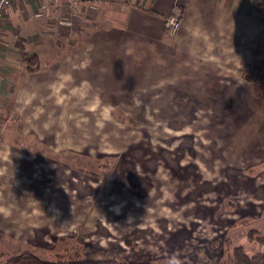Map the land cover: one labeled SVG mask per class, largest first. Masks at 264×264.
<instances>
[{
  "label": "rangeland",
  "instance_id": "rangeland-1",
  "mask_svg": "<svg viewBox=\"0 0 264 264\" xmlns=\"http://www.w3.org/2000/svg\"><path fill=\"white\" fill-rule=\"evenodd\" d=\"M72 1L73 13L64 7L54 17L57 37L83 27L80 0ZM175 11L181 19L175 6L163 27ZM161 42L133 40L126 50L133 86L107 91L98 108L69 110L67 150L50 154L35 139L18 140L41 153L32 175L40 184L51 179L50 189L27 187L23 208L12 206L23 236L0 232V263L29 251L49 260L227 264L235 246L263 249L264 64L248 69L250 90L242 70L199 75L194 54Z\"/></svg>",
  "mask_w": 264,
  "mask_h": 264
},
{
  "label": "crops",
  "instance_id": "crops-1",
  "mask_svg": "<svg viewBox=\"0 0 264 264\" xmlns=\"http://www.w3.org/2000/svg\"><path fill=\"white\" fill-rule=\"evenodd\" d=\"M47 1L55 11L62 0ZM43 2L22 0L11 5L0 27V232L17 238L23 236L24 222L12 206L23 208L27 187L45 191L51 182L35 181L32 157L41 153L18 145V140L35 139L50 154L67 150L70 109H91L93 104L98 108L107 91L133 86L134 54L126 52L133 40H144L147 48L153 40H161L167 48L194 54L201 65L194 68L210 78L212 69L239 71L264 64V2L256 10L246 0H80L83 27L61 38L54 16H34ZM175 6L182 10L180 26L169 35L163 19ZM205 69L209 74L200 73ZM243 81L251 90V83ZM29 163L26 173L22 164ZM32 192L44 200L40 191Z\"/></svg>",
  "mask_w": 264,
  "mask_h": 264
},
{
  "label": "trees",
  "instance_id": "trees-1",
  "mask_svg": "<svg viewBox=\"0 0 264 264\" xmlns=\"http://www.w3.org/2000/svg\"><path fill=\"white\" fill-rule=\"evenodd\" d=\"M20 1H16L14 3H11L10 5L6 6L3 10L2 17L4 16V13L8 7L11 5L17 4ZM262 2H259L258 0H253V5L256 10H258V7L261 5ZM39 11H36V13ZM35 16V14H34ZM53 16V15H51ZM50 17V16H49ZM1 19H0V27H1ZM1 29V28H0ZM34 57H31L33 59ZM254 67H259L257 63L252 64L248 69ZM248 69L241 71V77L245 80L251 82V76H249ZM264 73V71H263ZM254 89V88H253ZM263 87H261L259 90H256L255 93H261ZM24 168V167H23ZM259 243L263 246L262 250L259 251H252L248 252L245 251L241 246H235L232 248L231 251V257L229 262L227 264H264V230L262 233L258 236ZM0 264H150V263H141V262H126L121 261L119 259H69V260H49L39 257L38 255L29 252V251H22L20 253L13 254L9 256L5 261L1 262Z\"/></svg>",
  "mask_w": 264,
  "mask_h": 264
},
{
  "label": "built area",
  "instance_id": "built-area-1",
  "mask_svg": "<svg viewBox=\"0 0 264 264\" xmlns=\"http://www.w3.org/2000/svg\"><path fill=\"white\" fill-rule=\"evenodd\" d=\"M16 1H20V0H0V19L3 13V10L5 9L6 6L10 5L11 3H14ZM67 3V4H66ZM75 2L74 1H68L66 0V2H58L56 4L57 8L54 9L51 7V2L48 1L47 4L43 3L39 6V11L37 13H35L36 17H41V16H50L53 15L54 17L56 16V13L59 12L60 10H62L64 7H66L65 9L67 10V8L69 9V13H73L75 11ZM55 7V6H54ZM90 8H95L93 5H89ZM179 10V9H178ZM180 12L179 11H175L172 12L171 14H169V17L166 19L165 23H164V30L167 34L169 35H174L176 34L179 26H180ZM61 22V21H59ZM67 24H70L69 21H67Z\"/></svg>",
  "mask_w": 264,
  "mask_h": 264
},
{
  "label": "clouds",
  "instance_id": "clouds-1",
  "mask_svg": "<svg viewBox=\"0 0 264 264\" xmlns=\"http://www.w3.org/2000/svg\"><path fill=\"white\" fill-rule=\"evenodd\" d=\"M169 264H180L179 260L175 257L171 258Z\"/></svg>",
  "mask_w": 264,
  "mask_h": 264
}]
</instances>
